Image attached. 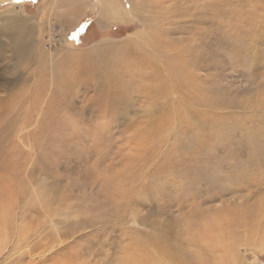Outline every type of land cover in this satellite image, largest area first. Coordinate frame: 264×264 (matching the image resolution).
<instances>
[{
    "label": "rangeland",
    "instance_id": "1",
    "mask_svg": "<svg viewBox=\"0 0 264 264\" xmlns=\"http://www.w3.org/2000/svg\"><path fill=\"white\" fill-rule=\"evenodd\" d=\"M0 98V264H264V0H0Z\"/></svg>",
    "mask_w": 264,
    "mask_h": 264
},
{
    "label": "bare ground",
    "instance_id": "2",
    "mask_svg": "<svg viewBox=\"0 0 264 264\" xmlns=\"http://www.w3.org/2000/svg\"><path fill=\"white\" fill-rule=\"evenodd\" d=\"M118 14V13H120L118 10H116L115 11V14ZM16 16V15H15ZM12 18H13V16H12ZM13 20H15V19H13ZM12 20V22H14ZM202 20V19H201ZM191 58V57H190ZM91 61V60H90ZM83 63V62H82ZM81 63V64H82ZM93 63V62H92ZM90 64V65H88L86 68H85V70L83 71V75H82V77L84 78V79H89V78H91V80L92 79H94L95 77H99V76H101L102 75V71L100 72V71H97L95 68H94V66H95V64L97 63H95V64ZM88 64V63H87ZM83 65V64H82ZM92 65H94V66H92ZM98 66V65H97ZM96 67V66H95ZM171 67V66H170ZM100 68V67H99ZM98 68V69H99ZM181 69V68H180ZM78 73V72H77ZM193 73V72H192ZM81 76V75H80ZM76 79V78H75ZM74 79V80H75ZM81 80H82V78H81ZM107 80V79H106ZM113 80V79H112ZM112 80H110V82L112 83V84H114V82H112ZM103 81H104V83H105V79H103ZM42 82V81H41ZM127 83V82H126ZM195 83V82H194ZM197 87V86H196ZM132 88V87H131ZM93 89V88H92ZM117 89V88H116ZM96 90V89H95ZM197 91V90H196ZM111 92V91H110ZM115 96V95H114ZM1 99V98H0ZM107 100V99H106ZM1 207V206H0ZM13 209V208H12ZM2 222V221H1Z\"/></svg>",
    "mask_w": 264,
    "mask_h": 264
},
{
    "label": "trees",
    "instance_id": "3",
    "mask_svg": "<svg viewBox=\"0 0 264 264\" xmlns=\"http://www.w3.org/2000/svg\"><path fill=\"white\" fill-rule=\"evenodd\" d=\"M86 22H87V20H84V21L82 22V25L80 26L81 29H82L83 25H84ZM88 29H89V27H88ZM88 29H87V27H86L85 30H84V28H83V30L85 31V32H84L85 34H87V32H88L87 30H88ZM85 34H83L82 36H84Z\"/></svg>",
    "mask_w": 264,
    "mask_h": 264
}]
</instances>
